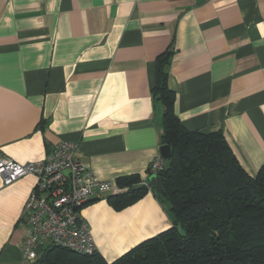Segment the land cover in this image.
Returning <instances> with one entry per match:
<instances>
[{
	"label": "crops",
	"instance_id": "1",
	"mask_svg": "<svg viewBox=\"0 0 264 264\" xmlns=\"http://www.w3.org/2000/svg\"><path fill=\"white\" fill-rule=\"evenodd\" d=\"M166 47L182 125L221 130L254 176L264 162V0H0V153L22 164L72 141L98 178L148 182L162 113L150 89ZM35 183L0 176V264H29L19 243ZM155 192L120 209L92 195L82 208L106 261L172 225Z\"/></svg>",
	"mask_w": 264,
	"mask_h": 264
},
{
	"label": "trees",
	"instance_id": "2",
	"mask_svg": "<svg viewBox=\"0 0 264 264\" xmlns=\"http://www.w3.org/2000/svg\"><path fill=\"white\" fill-rule=\"evenodd\" d=\"M171 53L166 47L156 56L150 91L162 108L160 146L170 147L158 173L163 191L155 194L167 205L172 225L110 262L98 250L79 254L47 244L29 264H264V162L251 176L221 130L203 132L182 125L165 70ZM115 180L126 188L107 195L116 209L154 191L139 174Z\"/></svg>",
	"mask_w": 264,
	"mask_h": 264
},
{
	"label": "built area",
	"instance_id": "3",
	"mask_svg": "<svg viewBox=\"0 0 264 264\" xmlns=\"http://www.w3.org/2000/svg\"><path fill=\"white\" fill-rule=\"evenodd\" d=\"M77 149L76 142L60 141L43 158L22 164L0 153V176L4 184L28 174L36 178L23 210L27 233L19 248L25 262H33L47 244L79 254L94 252L96 245L81 215L82 208L92 195L100 197L126 189L114 180L95 176L78 157ZM165 165L166 159L158 153L150 160L147 173L158 175Z\"/></svg>",
	"mask_w": 264,
	"mask_h": 264
},
{
	"label": "water",
	"instance_id": "4",
	"mask_svg": "<svg viewBox=\"0 0 264 264\" xmlns=\"http://www.w3.org/2000/svg\"><path fill=\"white\" fill-rule=\"evenodd\" d=\"M159 154L164 158L168 159L170 157V147L167 144L159 146ZM148 182L153 186L154 190L158 193L163 191V178L162 176L156 174H149Z\"/></svg>",
	"mask_w": 264,
	"mask_h": 264
}]
</instances>
